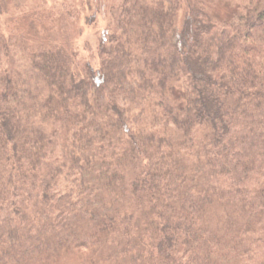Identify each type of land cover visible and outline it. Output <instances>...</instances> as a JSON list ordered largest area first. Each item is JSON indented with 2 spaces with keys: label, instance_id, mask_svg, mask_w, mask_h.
Here are the masks:
<instances>
[{
  "label": "trees",
  "instance_id": "obj_1",
  "mask_svg": "<svg viewBox=\"0 0 264 264\" xmlns=\"http://www.w3.org/2000/svg\"><path fill=\"white\" fill-rule=\"evenodd\" d=\"M113 1L97 64L76 15L0 30V264H264V0Z\"/></svg>",
  "mask_w": 264,
  "mask_h": 264
},
{
  "label": "rangeland",
  "instance_id": "obj_2",
  "mask_svg": "<svg viewBox=\"0 0 264 264\" xmlns=\"http://www.w3.org/2000/svg\"><path fill=\"white\" fill-rule=\"evenodd\" d=\"M201 1L206 10L219 18H226L233 14L234 6L238 1L236 0H195ZM116 1L113 0H12L8 2L7 8L0 14V30L1 34L5 37L9 35L5 32L6 26H9L12 19L19 13L34 8H44L47 11L54 12L57 18L61 13H68L69 18L76 15L78 30L80 35L72 44L79 57H84L89 60V57L94 55L93 62L98 63L97 48L100 38L112 21L111 10ZM1 4V0H0ZM71 14V15H70ZM95 15V20L91 23L88 22V17ZM61 19V18H58ZM53 20L52 25L56 33V37H62L61 21ZM51 22V19H49ZM71 33V37H73ZM6 40V39H5ZM7 41V40H6ZM28 58L25 51L21 49L13 39L7 41V48H0V69L5 68L8 64L12 66L14 73H20L21 76L28 77L33 74L32 69L29 67ZM43 88V86H42ZM44 93L47 92L46 88L43 89ZM48 133L56 140V152L60 151L62 144V137H60V128L57 124L45 125Z\"/></svg>",
  "mask_w": 264,
  "mask_h": 264
}]
</instances>
